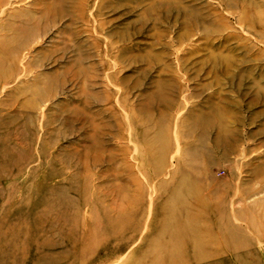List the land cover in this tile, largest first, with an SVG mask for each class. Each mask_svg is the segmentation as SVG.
I'll return each mask as SVG.
<instances>
[{
    "label": "rangeland",
    "instance_id": "374dc122",
    "mask_svg": "<svg viewBox=\"0 0 264 264\" xmlns=\"http://www.w3.org/2000/svg\"><path fill=\"white\" fill-rule=\"evenodd\" d=\"M0 264H264V0H0Z\"/></svg>",
    "mask_w": 264,
    "mask_h": 264
}]
</instances>
